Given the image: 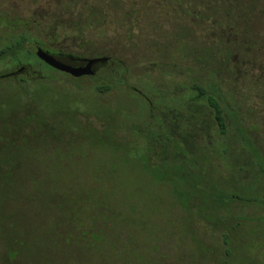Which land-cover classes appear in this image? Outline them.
I'll return each instance as SVG.
<instances>
[{"label":"rangeland","instance_id":"obj_1","mask_svg":"<svg viewBox=\"0 0 264 264\" xmlns=\"http://www.w3.org/2000/svg\"><path fill=\"white\" fill-rule=\"evenodd\" d=\"M118 1L120 5L114 7L113 0H0V47L7 41L29 38L26 46L34 51L41 47L86 59L121 60L130 66V83L139 89L140 81L145 79L158 86L184 79V74L179 78L173 76L179 71L172 66V61L183 64L174 44L179 47L180 43L191 45L198 41L199 26L194 18L177 11L174 0ZM90 14L93 19L88 21ZM212 17L206 22L209 30L203 34L205 42L233 46L244 35L247 40H262L264 49V14L246 10L242 19L229 18L231 22L227 20L222 26L213 24ZM239 20L245 21L248 33L241 27L231 28V25L238 26ZM183 27L187 31H182ZM186 32H189L187 37L175 40V36ZM165 51L168 58L161 57ZM233 57L234 63L241 64ZM260 57L244 75L232 72L233 65L226 67L222 75L231 101L244 122L252 127L254 137L264 145V80L258 83L255 79L264 78V54ZM216 59L219 63L220 59ZM22 67L28 68L30 74L38 72L31 65L0 62V76ZM57 77L65 91L85 96L95 93L90 88L85 90L91 84L87 80L80 82V88L61 74ZM94 97L100 103L130 104V118L135 117L139 101H131L122 90L96 93ZM79 117L85 120V116ZM94 122V118L90 120L100 130L102 122ZM81 137V134L70 137L62 132L57 137L51 133H35L2 138L30 140L18 153L22 157V169H17L16 174H43L50 180L44 184H28L24 180L18 182L22 184L3 187L7 195L0 205L3 206L0 218L6 223L0 219V238L5 241L0 240V264H264V233L260 228L252 229L250 222L243 226L232 242L234 257L229 258L225 255L227 246L223 236L207 226L213 221L205 222L199 217L202 222L196 211L184 214L168 188L140 166V153L130 152L127 162H123L119 154L80 143L78 140H84ZM139 139L142 147L148 149L147 139L138 138L130 128V142ZM53 140L70 142L56 145ZM35 191L49 192L50 202L42 198L41 205L33 203ZM58 197L63 199V205L75 206L78 222H85L88 235L97 234L87 240L93 247L87 243L88 248H84L74 240L76 237L72 238L79 234L78 223L70 208L63 218L64 210L55 211L53 202ZM49 208L46 214H53L46 218L48 222L32 215L34 209L45 212ZM242 208L245 216L255 213V209Z\"/></svg>","mask_w":264,"mask_h":264},{"label":"trees","instance_id":"obj_2","mask_svg":"<svg viewBox=\"0 0 264 264\" xmlns=\"http://www.w3.org/2000/svg\"><path fill=\"white\" fill-rule=\"evenodd\" d=\"M174 3L177 11L194 18L200 32L198 31L199 39L194 44L180 43L179 47L174 44L183 64L178 65L175 56H172L174 61L170 58L174 63L172 66L179 71V74L175 73L173 76L179 78L184 74V79L169 85L158 86L145 79L140 81L141 88H136L130 83V66L111 57H101L107 61L96 65L97 71L99 70L97 74L95 72L96 75L74 78L41 61L36 56V51L26 46L29 38L12 43L7 41L0 47V62L38 68L36 75L22 67L23 70L17 77L0 78V205L7 195L3 189L5 185H19L22 183L18 182L24 180L28 184H44L47 179L50 180V177L43 174H16L17 169H22V157L18 153L29 145L27 143L30 140L2 138L17 134L30 136L35 133H51L53 137H57L66 132L70 137L72 134H81L84 140H78L80 143L93 149H106L119 154L123 162H127L130 152L140 153V166L156 182L168 188L170 195L182 206L184 214H194L193 211H196L197 218L202 217L205 222L213 221L207 226L223 236V242L227 246L225 255L229 258L234 254L232 242L244 226V193L248 194L249 203L256 206L255 213L249 220L252 229L260 228L264 233V145L257 141L252 127L244 122V117L231 101L229 92L224 89L222 75L225 73L224 69L232 65V72L236 75L239 72L242 75L249 72V67L264 54L263 43L257 39L247 40L243 33L233 46L208 43L204 40L206 35L203 36L209 30L206 22L212 15V23L216 26H222L235 16L242 19L241 15L246 10L258 11L262 15L264 0H174ZM113 4L114 7L120 5L118 0H113ZM91 16L87 17L88 21L93 19ZM234 21L237 22V18ZM239 23L238 26L231 25V28L235 30L241 27L244 33H248L245 31V21L239 20ZM182 31L187 30L183 27ZM188 34L189 32L181 33L179 37L175 36V40H179L181 36L187 37ZM233 56L241 64L234 63ZM161 57L168 58L167 52H162ZM72 58L86 59L79 56ZM216 58L220 59L219 63ZM148 70L152 73L150 68ZM57 74L68 78L80 88V82L87 80L91 84L85 90L90 88L95 93L89 97L65 91L60 87ZM255 79L258 83L264 80L260 77ZM114 89L122 90L135 103L139 101L135 117L130 118V104H122L120 101L100 103L94 97L96 93H107ZM79 116H85V120L82 121ZM93 118L94 123L102 122L100 130L90 123ZM130 128L138 138L147 139L145 144L148 149L142 147L140 139L136 140L138 142H130ZM53 141L56 145H63L64 142L68 145L70 142ZM223 162L227 165H223ZM45 164L48 165L46 161ZM224 166L227 172H224ZM243 179H250L247 182L249 188L245 187ZM258 183H261L259 187L256 186ZM42 198H47L46 202H50V193L35 191L32 202L41 205L44 201ZM63 204V199L58 197L55 198L53 207L56 205L57 213L64 210L61 218L70 208L79 227V234L72 238L76 237L75 241L88 248V238L97 234L88 235L84 230L85 222H78L75 206ZM2 207L0 206V212ZM30 209L28 208L29 212ZM7 210L6 208V215L9 214ZM49 210L50 208L43 212L44 210L34 209L32 215L42 217L38 218L42 222H48V217L53 214H46ZM41 213H45V216H41ZM45 225L46 223L43 228L46 230ZM10 227L12 231L13 228L11 225ZM20 232L22 231L18 233ZM0 240L3 241L1 238ZM89 244V247H93Z\"/></svg>","mask_w":264,"mask_h":264},{"label":"water","instance_id":"obj_3","mask_svg":"<svg viewBox=\"0 0 264 264\" xmlns=\"http://www.w3.org/2000/svg\"><path fill=\"white\" fill-rule=\"evenodd\" d=\"M36 56L51 68L59 72L68 74L74 78H82L95 75L96 70L94 67L99 63L107 61L106 58L83 59V65L74 66L72 64L63 63L62 61L54 57V55H52L50 52L42 48L37 49ZM22 70L23 68H21L19 72H21Z\"/></svg>","mask_w":264,"mask_h":264},{"label":"flooded vegetation","instance_id":"obj_4","mask_svg":"<svg viewBox=\"0 0 264 264\" xmlns=\"http://www.w3.org/2000/svg\"><path fill=\"white\" fill-rule=\"evenodd\" d=\"M38 48H41V47H38ZM37 48V49H38ZM42 49H44V48H42ZM44 50H46V49H44ZM37 51V50H36ZM46 51H48V52H50L52 55H54V57H56L57 59H59L60 61H62L63 63H67V64H72V65H74V66H78V65H83V62H82V60L83 59H75V58H73L74 59V61H73V59H72V56H70V54H65V53H62L61 54V52H54V51H50V50H46ZM96 67L97 66H95L94 68H95V70H96ZM21 69V68H20ZM19 70H17V71H15V72H12V73H9V74H2L1 76H0V78L2 79V78H5L6 76H10V77H17L19 74H21L20 72H18ZM263 156H264V154H262ZM246 176V175H245ZM243 181H245L244 182V185H245V187L246 188H249V185L247 184V182H249L250 181V179H243ZM260 184L261 183H258L256 186L257 187H259L260 186ZM262 193L264 194V187L262 186ZM247 196H248V194L247 193H244L243 194V201H242V203H243V205H242V207H244L245 209L246 208H248V209H256L255 207V204L253 203V204H250L249 202H250V200L247 198ZM263 205H264V202H263ZM243 209V208H242ZM244 210V209H243ZM245 216V215H244ZM252 216V215H251ZM251 216L250 217H248V216H245V218H244V226H247L248 225V222H249V220L251 221Z\"/></svg>","mask_w":264,"mask_h":264}]
</instances>
